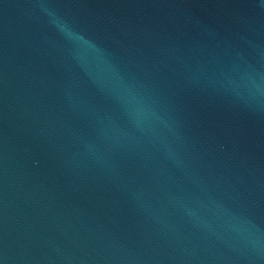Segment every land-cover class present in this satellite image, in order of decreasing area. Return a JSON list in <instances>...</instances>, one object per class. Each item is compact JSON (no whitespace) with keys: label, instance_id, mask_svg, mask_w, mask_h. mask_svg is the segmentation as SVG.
Segmentation results:
<instances>
[{"label":"water","instance_id":"95a60500","mask_svg":"<svg viewBox=\"0 0 264 264\" xmlns=\"http://www.w3.org/2000/svg\"><path fill=\"white\" fill-rule=\"evenodd\" d=\"M0 264H264V0H0Z\"/></svg>","mask_w":264,"mask_h":264}]
</instances>
